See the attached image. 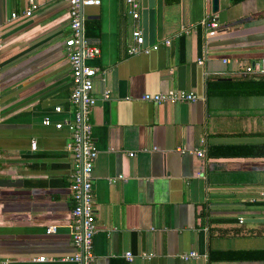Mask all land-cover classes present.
<instances>
[{"label": "crops", "instance_id": "1", "mask_svg": "<svg viewBox=\"0 0 264 264\" xmlns=\"http://www.w3.org/2000/svg\"><path fill=\"white\" fill-rule=\"evenodd\" d=\"M34 2L27 16L29 0H0V264H72L71 134L55 127L73 118L69 5ZM126 11L125 0L82 7L84 38L99 48L85 60L99 69L93 264H264V87L253 81L264 75L245 73L264 58V0H219L212 36L201 24L210 0H155L144 46L159 47L134 54L142 5L138 20ZM171 89L199 98L142 99Z\"/></svg>", "mask_w": 264, "mask_h": 264}, {"label": "built area", "instance_id": "2", "mask_svg": "<svg viewBox=\"0 0 264 264\" xmlns=\"http://www.w3.org/2000/svg\"><path fill=\"white\" fill-rule=\"evenodd\" d=\"M69 5V26L71 35L65 40V50L71 68L72 88L69 100L73 106V118L65 119L55 124L56 128L65 127L71 134V140L67 144L68 150L74 160L72 171V180L70 185L74 205L71 208V223L68 225L72 243L75 251L72 255L62 258L70 261L72 264H93L95 260L93 237L96 232V205L94 191L92 186V172L94 162L97 158L98 150L91 135V124L89 122V109L95 103L92 94L93 78L98 72V68L85 62L86 59L95 57L99 53L96 45L89 44L83 34L84 16L81 12L83 6L98 5L100 0H63ZM127 4V14L133 20L140 19L141 0H125ZM34 0H29V7L24 14L29 16L35 9ZM201 24L206 30L207 36L215 35L219 22L215 14L208 13L202 20ZM133 43L129 48V53L134 54L138 51L144 53L156 50L159 45L152 43L148 47L144 46L145 37L140 27H134L132 30ZM170 39H164L165 46L170 45ZM205 51V50H204ZM205 55L197 59V63L202 65ZM226 62V60H224ZM245 73L264 75V58L254 65L246 67ZM108 97V92L104 93V98ZM198 96L186 90H168L164 93L150 94L145 93L142 99L149 102H194ZM56 112L61 111L60 107L55 108ZM43 123L47 124L48 120L44 119ZM201 148L195 150V154L203 158L205 156V138L201 140ZM133 153H130L132 155ZM243 221L242 218L239 219ZM56 226L51 225L47 231H55ZM196 251H190L181 255L183 260L195 258ZM128 260L132 259L130 252L125 253ZM39 260L43 261L44 257Z\"/></svg>", "mask_w": 264, "mask_h": 264}, {"label": "water", "instance_id": "3", "mask_svg": "<svg viewBox=\"0 0 264 264\" xmlns=\"http://www.w3.org/2000/svg\"><path fill=\"white\" fill-rule=\"evenodd\" d=\"M142 5V33L149 42L155 40V0H141ZM219 10V0H210V11L216 14ZM82 12V8H81ZM257 221H264L259 219Z\"/></svg>", "mask_w": 264, "mask_h": 264}, {"label": "trees", "instance_id": "4", "mask_svg": "<svg viewBox=\"0 0 264 264\" xmlns=\"http://www.w3.org/2000/svg\"><path fill=\"white\" fill-rule=\"evenodd\" d=\"M178 0H165L166 4H172V3H176ZM243 0H229L230 4H235V3H239ZM254 82H256L257 84H261L264 87V77L260 76L257 79L253 80Z\"/></svg>", "mask_w": 264, "mask_h": 264}]
</instances>
